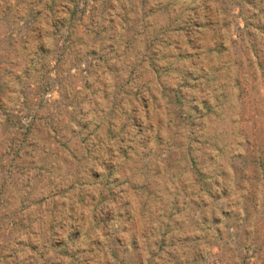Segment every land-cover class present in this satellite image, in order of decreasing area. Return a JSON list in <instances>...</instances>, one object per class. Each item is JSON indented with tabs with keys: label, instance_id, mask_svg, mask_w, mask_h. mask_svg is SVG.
<instances>
[{
	"label": "rangeland",
	"instance_id": "374dc122",
	"mask_svg": "<svg viewBox=\"0 0 264 264\" xmlns=\"http://www.w3.org/2000/svg\"><path fill=\"white\" fill-rule=\"evenodd\" d=\"M0 264H264V0H0Z\"/></svg>",
	"mask_w": 264,
	"mask_h": 264
}]
</instances>
